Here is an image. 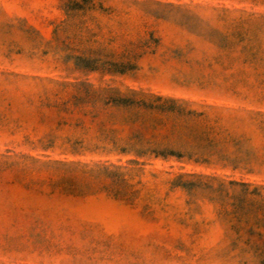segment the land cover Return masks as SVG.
<instances>
[{
    "label": "rangeland",
    "instance_id": "obj_1",
    "mask_svg": "<svg viewBox=\"0 0 264 264\" xmlns=\"http://www.w3.org/2000/svg\"><path fill=\"white\" fill-rule=\"evenodd\" d=\"M87 52L132 67L82 68ZM86 91L215 107L251 135L264 0H0V264H257L209 177L264 172L128 153L122 109L91 121L71 99Z\"/></svg>",
    "mask_w": 264,
    "mask_h": 264
},
{
    "label": "trees",
    "instance_id": "obj_2",
    "mask_svg": "<svg viewBox=\"0 0 264 264\" xmlns=\"http://www.w3.org/2000/svg\"><path fill=\"white\" fill-rule=\"evenodd\" d=\"M75 60L82 68L104 69L111 73H123L132 67L128 63L102 59L89 52L75 57ZM93 93L86 91L82 96H71V99L83 107L82 112L91 121L105 115L106 108L122 109L124 114L119 121L111 124L127 129L128 135L122 140L128 153L136 156L173 157L215 170L263 175L262 121L251 123L253 133L260 135L259 141L253 143V133L247 135L236 132L239 127L234 126V122L227 125V121L212 116L211 111L217 110L215 107L202 106L204 110L197 111L189 109L184 102L159 96L128 101L120 96L105 94L104 91ZM103 123L102 120L101 127ZM113 132L110 129L107 131L108 134ZM120 150L124 151L123 148ZM209 179L212 182L227 183V191L222 190V184L219 185V194L223 191L219 199L220 213L230 223L235 238L245 247L241 252L249 255L255 263L264 264V186L250 184L253 182H221L214 177Z\"/></svg>",
    "mask_w": 264,
    "mask_h": 264
}]
</instances>
